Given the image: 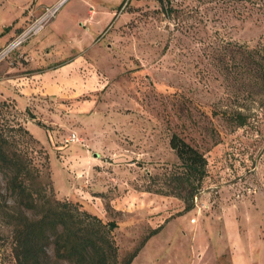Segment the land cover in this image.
Here are the masks:
<instances>
[{
    "label": "rangeland",
    "instance_id": "obj_1",
    "mask_svg": "<svg viewBox=\"0 0 264 264\" xmlns=\"http://www.w3.org/2000/svg\"><path fill=\"white\" fill-rule=\"evenodd\" d=\"M241 45L264 47V0H0V114L25 129L12 131L53 195L109 223L119 262L135 250L128 264L182 259L179 242L196 236L207 253L230 243L264 264V93ZM76 54L71 71L21 76L33 58L47 68ZM171 132L206 158L189 201L171 178Z\"/></svg>",
    "mask_w": 264,
    "mask_h": 264
},
{
    "label": "trees",
    "instance_id": "obj_2",
    "mask_svg": "<svg viewBox=\"0 0 264 264\" xmlns=\"http://www.w3.org/2000/svg\"><path fill=\"white\" fill-rule=\"evenodd\" d=\"M241 46L247 49V69L260 81L258 85L264 93V47ZM3 104L0 101V107ZM232 118L236 125L243 124L246 114L239 108L232 112ZM13 129L25 132L1 113L0 246L9 247L11 264H61L62 260L68 264H128L136 250L119 262L109 223L79 209L74 202L57 199L49 180L42 179L43 173L34 163L26 140H18ZM167 140L178 159L171 178L184 189L177 195L189 201L205 174L206 158L182 135L171 132ZM189 206L191 202L184 204ZM0 262L9 263L1 247Z\"/></svg>",
    "mask_w": 264,
    "mask_h": 264
},
{
    "label": "crops",
    "instance_id": "obj_3",
    "mask_svg": "<svg viewBox=\"0 0 264 264\" xmlns=\"http://www.w3.org/2000/svg\"><path fill=\"white\" fill-rule=\"evenodd\" d=\"M36 42L37 41L33 39L29 43H24L21 50L26 52V55H29L30 52L32 53L33 51H36L35 46H38ZM78 56L79 54L65 57L61 60V62L53 64L52 66H47V68L40 67L38 60L33 58L32 62H29V66L31 68L33 67L32 71L25 72L23 75H20L23 77H32V75L41 77L50 72H55L60 75L62 72L66 73L71 71L70 68H74V66H76L78 63ZM71 73L74 75L76 74V71H72ZM53 86L55 88V85ZM43 90L46 91V88ZM43 90L40 85L33 87V91L41 92ZM219 220V223L222 226V231L227 235L230 234V232H236L238 229L235 223H233V217H230L229 215H227V217L222 216ZM191 240L192 243L188 245L179 242L180 248H182L183 251L185 250V254L182 259H180L177 254H170V257L166 259L167 262L164 264H170V262L171 264H253V255H251L249 249L247 250L244 246L242 248H235L229 243L227 250L223 252L218 251L215 253L213 251L207 253V243L203 239L191 236Z\"/></svg>",
    "mask_w": 264,
    "mask_h": 264
},
{
    "label": "built area",
    "instance_id": "obj_4",
    "mask_svg": "<svg viewBox=\"0 0 264 264\" xmlns=\"http://www.w3.org/2000/svg\"><path fill=\"white\" fill-rule=\"evenodd\" d=\"M56 8V4L55 5H51L50 7H46L45 11H50V13L53 12V10ZM39 27V19H36L31 22V24L28 25V27H26L21 33L20 35L17 36V39L14 40V42L11 45L16 44L17 42H19L20 39L23 38V34L26 33V31H31L32 28H34V30H36ZM193 218H191L192 220Z\"/></svg>",
    "mask_w": 264,
    "mask_h": 264
}]
</instances>
